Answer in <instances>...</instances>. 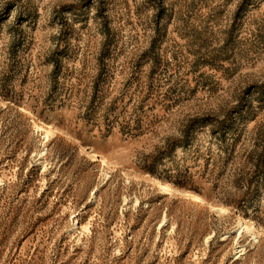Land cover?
Listing matches in <instances>:
<instances>
[{"label": "rangeland", "instance_id": "rangeland-1", "mask_svg": "<svg viewBox=\"0 0 264 264\" xmlns=\"http://www.w3.org/2000/svg\"><path fill=\"white\" fill-rule=\"evenodd\" d=\"M0 264H264V0H0Z\"/></svg>", "mask_w": 264, "mask_h": 264}, {"label": "bare ground", "instance_id": "bare-ground-1", "mask_svg": "<svg viewBox=\"0 0 264 264\" xmlns=\"http://www.w3.org/2000/svg\"><path fill=\"white\" fill-rule=\"evenodd\" d=\"M22 110H23V109H22ZM101 159H102V161H104L103 158H101ZM159 187H160V190H161L160 192H162V191H164V190L167 189L166 185H165L163 182H160V183H159ZM220 210L223 211V212H226V211H227L224 207H221ZM241 225L244 226L243 223H241Z\"/></svg>", "mask_w": 264, "mask_h": 264}]
</instances>
